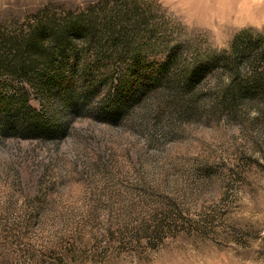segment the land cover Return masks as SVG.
<instances>
[{
    "label": "rangeland",
    "instance_id": "374dc122",
    "mask_svg": "<svg viewBox=\"0 0 264 264\" xmlns=\"http://www.w3.org/2000/svg\"><path fill=\"white\" fill-rule=\"evenodd\" d=\"M79 11L128 49L98 43L122 59L75 112L0 71V98L23 86L64 124L0 127V264H264V0H0V59ZM121 79L150 88L105 119L94 105Z\"/></svg>",
    "mask_w": 264,
    "mask_h": 264
},
{
    "label": "trees",
    "instance_id": "16d2710c",
    "mask_svg": "<svg viewBox=\"0 0 264 264\" xmlns=\"http://www.w3.org/2000/svg\"><path fill=\"white\" fill-rule=\"evenodd\" d=\"M83 16L84 13L79 11L69 13L67 18L60 22H51L52 18L39 19L32 24L27 34L8 38L6 46L11 52L12 65L0 59V71L9 67L43 96L56 97L64 108L75 112L85 101L97 95L101 83H108L110 76L107 73L101 76L99 68L107 64L113 66L115 58H120L119 55L109 56V59L101 57L100 53H104L105 49H100V44L104 43L106 48L117 47L119 52L128 49L126 40L119 35L120 32L118 36L121 37L114 34L112 24L105 23L107 26L104 32H100L95 17ZM75 37L82 38L87 46L84 50L86 56H80L73 46ZM131 59H135L134 54ZM133 62L134 60L131 63ZM160 76L161 73L157 71L149 81H158ZM123 81L121 79L112 92L108 88L104 98L95 103L94 108L98 115L105 119L117 120L127 110L135 93L150 88L144 81L138 90L133 87L125 89ZM182 91L184 92V89ZM24 94L23 86H19L17 91L11 92L8 97L0 98L1 130L4 133H20L30 137H54L63 134V122L50 114L49 109L40 112L31 107Z\"/></svg>",
    "mask_w": 264,
    "mask_h": 264
}]
</instances>
